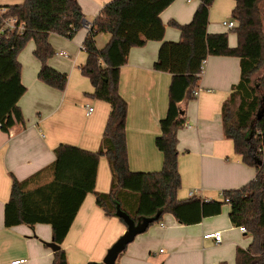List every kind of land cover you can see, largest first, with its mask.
Segmentation results:
<instances>
[{
  "label": "trees",
  "instance_id": "obj_1",
  "mask_svg": "<svg viewBox=\"0 0 264 264\" xmlns=\"http://www.w3.org/2000/svg\"><path fill=\"white\" fill-rule=\"evenodd\" d=\"M175 0H110L90 24L82 50L86 60L79 67L93 92V99L103 101L110 111L97 151L60 144L54 149L53 163L29 178H12L3 209V225L32 227L48 225L52 242V264H69L61 247L87 194H94L95 204L105 216H116L117 209L135 224L150 220L145 231L171 214L181 225H195L203 218L221 213L229 206V220L234 227H244L251 238L245 248H237L235 264H264V0H233L231 18L237 45L228 46L227 34H209V9L214 0H199L191 21L170 25L180 32L178 42L163 40L165 26L160 14ZM14 20V31L0 32V58L12 65L11 74L0 79V131L25 127L18 102L26 88L21 82L18 56L32 41L34 58L39 62L37 79L59 91L67 84V74L48 66L55 54L51 34L72 39L83 28L84 16L78 0H23L0 7V24ZM22 26V31L18 27ZM108 35L102 48L95 37ZM160 42L153 69L171 75L168 106L159 122L160 134L155 147L162 154L157 172H132L127 163L125 120L127 104L118 92L120 68L127 63L132 48L147 42ZM210 56L239 59L240 78L221 107L223 136L233 144L241 162L253 168L254 178L234 190L221 193L220 200L198 198L178 200L181 186L177 166V131L185 122L183 103L198 89L202 62ZM107 159L111 180L107 193L95 192L98 162ZM47 181V179H49ZM125 225V224H124ZM86 264H103L89 262ZM226 264V263H220Z\"/></svg>",
  "mask_w": 264,
  "mask_h": 264
},
{
  "label": "crops",
  "instance_id": "obj_2",
  "mask_svg": "<svg viewBox=\"0 0 264 264\" xmlns=\"http://www.w3.org/2000/svg\"><path fill=\"white\" fill-rule=\"evenodd\" d=\"M109 1L78 0L84 21L91 24ZM22 2L0 0V7ZM198 5L199 0H175L160 14L165 42L180 39L179 30L170 21L188 24ZM234 5L233 0H214L207 26L209 34H227L231 48L237 45L233 30L237 23L231 18ZM225 21L234 22V27L227 28L222 24ZM86 34L83 27L70 40L55 34L49 38L51 45L65 50L55 53L57 59L47 61L49 67L67 74L63 91L37 79L39 62L33 54L29 66L18 56L21 82L26 88L18 106L25 127L14 126L7 133L0 131V264L19 259L25 260L23 264H52L53 260V251L46 246L52 242L50 226L19 225L7 229L3 225V209L12 178L22 181L49 167L55 159L54 149L60 144L90 152L100 147L110 107L91 97L93 88L79 69L86 60L81 49ZM108 39V35L98 34L96 47L102 48ZM160 44L150 41L143 47L132 48L119 72L118 92L127 104L125 141L127 163L132 172H157L162 167L163 158L155 147V139L160 134L159 122L166 114L171 75L153 69ZM12 70L7 59L0 58V79L7 78ZM239 78L238 58L210 56L203 63L197 96L182 104L185 122L177 131V166L181 180L178 200L192 197L220 200L223 191L238 189L254 178V169L241 162L222 130L221 107ZM88 109L92 111L89 113ZM110 180L107 159L101 157L95 192L107 193ZM191 192L195 194L190 196ZM228 214L229 206L224 205L219 215L188 226L179 224L171 214H164L159 222L134 238L115 264H235L236 249H245L251 238L244 242L247 233H240L230 223ZM125 230L126 226L117 218L105 216L95 204L94 194H87L61 245L67 262H102ZM217 231L222 233L220 244L203 238Z\"/></svg>",
  "mask_w": 264,
  "mask_h": 264
},
{
  "label": "water",
  "instance_id": "obj_3",
  "mask_svg": "<svg viewBox=\"0 0 264 264\" xmlns=\"http://www.w3.org/2000/svg\"><path fill=\"white\" fill-rule=\"evenodd\" d=\"M116 216L124 222L126 230L121 235L117 241L108 249L102 263L103 264H115L118 256L122 254L126 247L134 240V238L143 233L148 226L150 220L142 219L141 222L135 224L128 215L123 213L121 210L117 209ZM46 246L49 247L53 252L59 249V246L55 245L53 242L46 243Z\"/></svg>",
  "mask_w": 264,
  "mask_h": 264
},
{
  "label": "built area",
  "instance_id": "obj_4",
  "mask_svg": "<svg viewBox=\"0 0 264 264\" xmlns=\"http://www.w3.org/2000/svg\"><path fill=\"white\" fill-rule=\"evenodd\" d=\"M224 26H226L227 28H233L234 27V22H223L222 23ZM90 24L84 22L83 23V27L88 31L90 29ZM16 29V27L14 26V20L13 19H5L2 21V23L0 24V32H3L5 30H9V31H14ZM18 31H22V26H19L18 28ZM82 49V47H81ZM59 55L61 56H66L65 53H59ZM203 63L204 61L202 62V67H201V73L203 71ZM198 94V91L195 90L193 91L192 93V96L193 97H196ZM92 111V109H88V112L90 113ZM195 194V192H191L190 193V196H193ZM238 230L240 233L242 234H246V229H244V227H238ZM204 239H212L216 244H220L221 243V238H222V233L221 231H217V232H214V233H209V234H205L203 236ZM25 262L24 259H19V260H14L12 261L10 264H23Z\"/></svg>",
  "mask_w": 264,
  "mask_h": 264
},
{
  "label": "rangeland",
  "instance_id": "obj_5",
  "mask_svg": "<svg viewBox=\"0 0 264 264\" xmlns=\"http://www.w3.org/2000/svg\"><path fill=\"white\" fill-rule=\"evenodd\" d=\"M194 1V0H193ZM89 24V23H88ZM58 37H61V36H58ZM66 39V38H65ZM51 44V43H50ZM98 44L100 45V46H102L101 45V43L100 42H98ZM31 46H33L32 45V41H30V42H28L27 43V45L24 47V49L21 51V53L19 54L20 55V57L21 58H23V64H26V66H29L30 65V60L29 59H33L32 58V51H31ZM52 46V48H53V50H54V53H56L57 51H59V50H64V49H61V48H57L56 46H53V45H51ZM65 51V50H64ZM67 52V51H66ZM55 58V59H57L56 58V56H55V54L51 57V58ZM61 61V60H60ZM63 62V61H62ZM248 235H246V237L244 238V242H248Z\"/></svg>",
  "mask_w": 264,
  "mask_h": 264
}]
</instances>
